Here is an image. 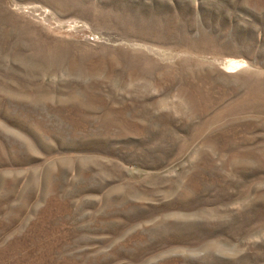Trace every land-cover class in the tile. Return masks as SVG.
<instances>
[{
    "label": "rangeland",
    "instance_id": "obj_1",
    "mask_svg": "<svg viewBox=\"0 0 264 264\" xmlns=\"http://www.w3.org/2000/svg\"><path fill=\"white\" fill-rule=\"evenodd\" d=\"M0 264H264V0H0Z\"/></svg>",
    "mask_w": 264,
    "mask_h": 264
}]
</instances>
